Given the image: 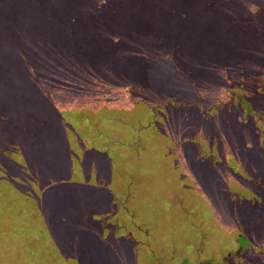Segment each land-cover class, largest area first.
Instances as JSON below:
<instances>
[{"label": "rangeland", "instance_id": "rangeland-1", "mask_svg": "<svg viewBox=\"0 0 264 264\" xmlns=\"http://www.w3.org/2000/svg\"><path fill=\"white\" fill-rule=\"evenodd\" d=\"M178 1L62 0L53 18L58 30L89 34L88 55L108 59L103 76L97 65L82 71L61 61L46 44L22 52L40 83L62 86L70 106L86 109L88 116L70 118L90 146L107 149L114 166L108 188L125 198L126 210L113 215L116 207L100 198L96 211L94 187L83 206L88 226L79 235L65 231L54 212L63 204L74 219L72 204L82 196L72 183L98 185L105 173H77L72 181L59 173L42 186L45 165L25 160L38 152V128L27 136L20 127L27 137L19 138L10 134V113L0 112V264H264V0ZM4 34L0 27V39ZM164 37L175 57L167 52L147 63ZM174 38L184 42L180 49ZM134 57L145 66L131 96L124 88L131 75L115 71ZM138 136L133 146L113 141ZM64 160L61 171L71 167ZM55 229L64 243L83 234L87 249L56 250V239L49 241Z\"/></svg>", "mask_w": 264, "mask_h": 264}, {"label": "trees", "instance_id": "trees-1", "mask_svg": "<svg viewBox=\"0 0 264 264\" xmlns=\"http://www.w3.org/2000/svg\"><path fill=\"white\" fill-rule=\"evenodd\" d=\"M61 1L62 0H0V27H3L5 32L3 38L0 39V112L1 117L5 116V118L7 113H10L9 122L7 123L10 128V134L18 132L17 129L24 126L26 128L25 133L28 136L30 135L29 132L31 127L38 128V131L32 134L33 136H36V138L39 137L41 139L38 152L35 153V155H32V158L30 156L28 158L27 156L25 160L32 162V164L36 163L41 168L45 165L43 167L44 173L42 179L46 178V181H43L42 186H49L52 178H57L61 175L59 173H63L64 176L68 177L71 181L72 177L77 173H83L85 177L87 176L86 178H89L94 174V179L100 174L99 171L101 172L102 170V172L105 173L104 180L98 185H91L88 181L89 183L79 182V187L78 184L73 181L74 183H72V185H77L74 189L80 190L81 192L79 193L82 196L75 198L77 199L76 201L79 202H74L72 204L75 215L73 220H69L65 217L64 213L66 212V209L63 207V204H58L57 210L54 212V216L57 217L56 220L62 222L60 227L69 233L79 235V228L82 229L85 226H88V220H86V217L88 216H83L85 211L83 206L92 202V188H99V191L94 198V200L98 202L95 209L96 211L101 208L100 198L103 200L107 199L111 205L116 207L113 211V215L116 212L120 213L121 208L126 210L124 207L126 201L125 198L122 200L117 194H115L116 192H111L110 188H108V184L111 182L114 166L112 165L113 160L109 157L107 149L90 146L88 144L89 141L86 139L84 140V138L80 137L77 133L76 129H80V132H82L80 125L74 123L73 118H70V114L73 115L74 113H81L85 117L88 116L86 109L84 107L78 109L76 108L77 106H70L68 103V101H70L69 98L67 96H61L60 91L65 90L62 86L42 84L37 80V77H34V75L31 74L32 71L29 67L28 60L32 57L28 58L26 56V50L28 48H34V46H36H33L34 43L37 45H39V43L46 44V49H44V51L52 50L57 53V56L60 57L61 61H66L67 58V62L71 66L77 64L82 71H86L88 68L94 69L93 66L97 65V70H95L98 72L99 76H103L104 73L107 74L106 71L108 70H104L105 67L103 64L104 61L108 59L105 57L101 60L98 55V57L93 60L94 58H91L88 55L92 50L87 43V39L90 38L89 34L83 32L64 34L63 32L60 33L58 30V21L53 18L60 17L59 8H61V6L59 5H61ZM180 3L186 5L189 1L181 0ZM175 11L177 12V8ZM179 14L181 13L179 12ZM13 18L14 21L12 20ZM20 21H25L26 23L22 24L21 28H17L15 23H19ZM12 25L13 27H11ZM159 41L161 42H159L161 45L158 46L157 50L150 49L153 51H151L148 58L145 59L147 60V63L148 61H154L153 58H158V60L162 61L165 59L164 55L167 54V52L175 57L172 51H167L166 46L168 45L166 44H169L167 37H164ZM148 42L150 43V41ZM174 43H176V45L173 48L180 49L184 42L177 41L176 38H174ZM20 44L22 45V48ZM14 46H17V48H14ZM17 52L19 53L18 57L14 58V55ZM175 55L177 54L175 53ZM145 60L138 61L137 57L125 59V63L119 68L120 70L115 71V75L119 77L123 72H127L131 75V77L126 78V83L124 85V88H128V91L130 90L131 96L134 95L131 90L137 85L133 83L135 80L133 77H139L140 74L142 75V69L140 67L145 66V63L143 62ZM18 62H25L24 64L22 63V68L18 67ZM101 66L104 72L100 70ZM65 67L66 70L71 72L78 70L77 68H71L70 66ZM133 71H137L139 74L133 75ZM176 72L179 73V75H177L183 80V71L179 64L176 66ZM172 76L173 73L168 75V77ZM144 83L146 84L147 90H151L152 93L160 94L159 90L152 85V82H147L145 80ZM191 89L195 90L193 87ZM69 91L70 87L66 92ZM181 104L184 103L176 104L178 109L187 108V105L185 107ZM168 106L169 109H172L171 104ZM38 110H42L41 112L44 114L36 117L35 113ZM107 119L110 124H114V121H112L114 118L107 117ZM151 124L154 125V123ZM134 130L136 131L137 129ZM97 131L99 134H104L107 137L105 133H101L98 129ZM8 133L9 132H7L6 135H8ZM18 133L19 138L24 139L27 137L24 135L22 136L20 132ZM141 136H138L137 139H133L132 143L127 141L129 139L124 141L111 139L114 143L124 146H133V143L138 144L139 141L137 142V140H140ZM35 142L39 144L36 139ZM60 159H62L63 163L65 161L64 159H67L66 161L71 167L66 166L64 167L65 170L61 171L60 168L62 167L60 166H62L63 163ZM57 163L59 165H57ZM104 184H107V187L104 186ZM92 219L94 220L96 218L92 216ZM55 232L57 234H55ZM60 232L62 231L55 229L54 231H51V236L49 237L50 242L54 243L57 241L56 243L58 246H56L55 243L53 245L56 250L66 247L67 245H69L73 251H79L77 246H84L83 248H80V250L87 249L86 246L88 245V242H85V239H82L84 238L83 234L78 237L74 236L73 238H70L74 240H67L68 242L64 243V240L63 242L60 240L65 236H62ZM112 232L114 231L112 230ZM75 263L77 264V261Z\"/></svg>", "mask_w": 264, "mask_h": 264}]
</instances>
